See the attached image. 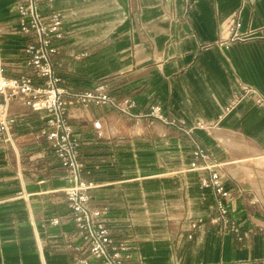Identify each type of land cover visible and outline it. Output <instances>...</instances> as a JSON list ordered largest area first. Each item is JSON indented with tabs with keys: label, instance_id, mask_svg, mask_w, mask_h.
Here are the masks:
<instances>
[{
	"label": "crops",
	"instance_id": "obj_1",
	"mask_svg": "<svg viewBox=\"0 0 264 264\" xmlns=\"http://www.w3.org/2000/svg\"><path fill=\"white\" fill-rule=\"evenodd\" d=\"M19 3L0 0V65L9 75L32 73ZM40 10L64 17V35L54 40L62 86L105 82L111 94L135 102L136 114L159 106L165 117L184 120L223 163L228 185L243 190L227 202L239 235L207 227L189 238L192 222L213 213L191 169L189 140L149 116L66 97L84 177L96 186L92 204L108 207L113 238L128 245L125 261L264 264V108L252 98L230 105L242 84L264 97V0H51ZM237 19L252 36L221 44ZM13 111L16 147L0 144V264H101L73 225L68 173L40 136L49 114L20 103ZM252 195L260 202L250 203Z\"/></svg>",
	"mask_w": 264,
	"mask_h": 264
},
{
	"label": "built area",
	"instance_id": "obj_2",
	"mask_svg": "<svg viewBox=\"0 0 264 264\" xmlns=\"http://www.w3.org/2000/svg\"><path fill=\"white\" fill-rule=\"evenodd\" d=\"M43 1L51 0H20L17 8L18 26L27 37L24 47L26 64L31 74L9 75L4 66L0 65V144L5 148L16 147L15 131L19 115L13 111V105L20 103L32 111H46L49 116L39 131L49 141L50 149L61 161V166L68 173L69 185L65 188L66 203L72 213L73 225L78 229L90 254L101 259V264H132L125 260L128 245L116 241L108 226V207H96L92 204V189L96 186L84 177L85 168L80 152V141L74 137V129L67 117L66 97L82 105H108L114 110L134 118L149 116L151 122L160 120L168 126L177 127L192 145L191 169L200 173L199 181L211 199L213 213L208 219H196L191 224L189 238L207 227L220 232L233 231L239 235V227L229 215L227 202L232 200L242 189H232L222 173L223 163L214 160L195 135L194 127L187 126L184 120L169 119L162 114L159 106H152L143 115L133 112L135 102L126 97L110 93L105 82L84 90L72 91L61 85L62 78L58 73L60 62L55 58L59 52L54 40L64 35V17L61 12L51 10L46 16L40 10ZM252 0H241L242 5ZM242 22L237 19L231 29L230 36L221 44L245 41L253 34L252 31L241 32ZM205 46V45H204ZM207 46V45H206ZM252 98L264 108V97L255 88L241 85V93L230 104L239 100ZM198 127H204L198 124ZM249 202L256 204L260 199L256 195L249 197ZM57 224L58 219L53 218ZM264 233V226L260 228ZM84 263L83 260H81Z\"/></svg>",
	"mask_w": 264,
	"mask_h": 264
}]
</instances>
